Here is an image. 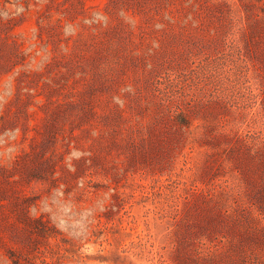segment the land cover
<instances>
[{"label": "rangeland", "instance_id": "1", "mask_svg": "<svg viewBox=\"0 0 264 264\" xmlns=\"http://www.w3.org/2000/svg\"><path fill=\"white\" fill-rule=\"evenodd\" d=\"M0 264H264V0H0Z\"/></svg>", "mask_w": 264, "mask_h": 264}]
</instances>
